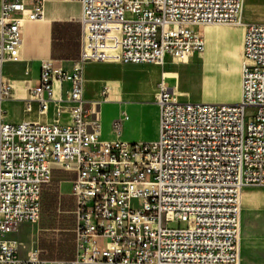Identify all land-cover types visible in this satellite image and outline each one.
<instances>
[{
  "label": "built area",
  "instance_id": "2783aa9c",
  "mask_svg": "<svg viewBox=\"0 0 264 264\" xmlns=\"http://www.w3.org/2000/svg\"><path fill=\"white\" fill-rule=\"evenodd\" d=\"M80 51L70 70L44 61L24 111L5 66L21 61L23 26L43 20L45 0H2L0 13V264H49L19 256L9 237L40 219L53 168L75 173L76 253L51 264H241V192L264 187V22L240 23L243 0H76ZM244 28L237 103L181 102L165 75L157 84L155 141L100 139L97 107L84 99L88 63L186 64L205 52L199 28ZM52 109L51 121H46ZM42 119V120H41ZM122 114L113 121L120 133ZM185 223L169 229V223Z\"/></svg>",
  "mask_w": 264,
  "mask_h": 264
},
{
  "label": "crops",
  "instance_id": "0c3cea01",
  "mask_svg": "<svg viewBox=\"0 0 264 264\" xmlns=\"http://www.w3.org/2000/svg\"><path fill=\"white\" fill-rule=\"evenodd\" d=\"M1 6L2 0H0V13ZM80 16L81 6L76 0H45L43 20L26 22L24 24L21 61L7 64L4 71L5 77L16 90V98L4 104L5 119L7 122L18 124L26 120L34 121L39 119L37 104H32V111L27 114L24 111V102L28 98L30 89L38 83L42 62L55 61L60 62L67 70L72 68L73 62L77 60L80 51ZM216 29L222 28H199L205 40V52L201 56L193 57L186 63L196 64V71L201 75V88L195 100L208 103L238 102L240 99V80L238 83L234 81L232 85L218 88L212 77V75H215L217 66L219 65V58H224L223 54H218L215 47L216 42L220 41L219 39L209 46L206 42V37H212L211 30ZM221 45L224 46V43ZM242 45L243 37L242 43L238 41L235 46L236 51L240 55L241 50L243 55ZM88 64L111 65L114 67L118 65L114 63ZM173 65L181 64L171 62L170 59H167L165 65L162 66L161 73L158 71L156 74L157 77L155 76L158 78L157 84L162 74L165 75L166 72L176 73L177 76H165L166 82L169 87L174 88L179 94V100H182L181 102H184L187 98L188 100L186 102H189L193 99L191 98L190 92L182 86L178 73L167 69L168 66ZM222 68V65H220V69ZM84 80L86 83L85 76ZM157 84L155 86V92H152L150 102L133 99L117 102L112 99L110 94L111 89L107 85L99 91L101 98H90L87 97L84 84V99L86 100L99 99L97 101H101L104 89L107 94V100L100 102V105L97 107L100 121V139L104 141L119 139L128 143L155 141L158 135L159 120L158 108L154 103ZM152 91H154V86ZM122 114L127 116V120L122 122L120 133L116 135L111 129V124L114 120L119 119ZM51 117L52 109H50L46 121H51ZM74 178L75 173L73 172H66L56 166L53 168L50 183L43 185L41 188V212L38 223L22 224L18 231L9 237L10 240L17 243L19 256L22 259H28L31 254H36L41 261L49 264L74 259L76 253L75 204L71 193ZM62 184H70V191L67 193L61 192L60 188ZM244 191L245 194L247 193L245 199L249 198L250 192L246 189ZM46 198L49 200L48 203L45 202ZM240 231L242 264L245 259V253L242 251V230Z\"/></svg>",
  "mask_w": 264,
  "mask_h": 264
},
{
  "label": "rangeland",
  "instance_id": "374dc122",
  "mask_svg": "<svg viewBox=\"0 0 264 264\" xmlns=\"http://www.w3.org/2000/svg\"><path fill=\"white\" fill-rule=\"evenodd\" d=\"M242 20L245 24L264 22V0H247ZM205 27L222 28L211 30L212 37H206L208 46L219 39L220 41L216 42L215 47L218 54L224 55L223 59L219 58L215 75H212L216 87H227L232 85L234 81L238 83L240 80L242 50L241 55L238 54L235 46L238 41L242 43V26L209 25ZM222 43H224V46L221 45ZM220 65H222V69H220ZM115 66L88 64L84 67L87 97L101 98L99 91L107 85L111 89L112 99L117 102L131 99L150 102L152 92H155V86L158 82L156 74L158 71L161 73L163 67L125 66L121 64ZM196 68V64L167 67V69L178 73L182 86L190 92L193 99H189L192 101H189L190 103H208L195 100L201 88V75L196 71ZM153 86L154 91H152ZM187 100L183 101L186 102ZM112 124L111 129L113 131ZM60 189L61 192L67 193L70 191V184H62ZM245 189L250 192V197L246 199L242 197L241 201L242 251L245 253L242 264H264V187L252 186ZM45 202H49L48 198L45 199ZM167 227L169 229H183L186 224L182 222L169 223Z\"/></svg>",
  "mask_w": 264,
  "mask_h": 264
},
{
  "label": "bare ground",
  "instance_id": "6f19581e",
  "mask_svg": "<svg viewBox=\"0 0 264 264\" xmlns=\"http://www.w3.org/2000/svg\"><path fill=\"white\" fill-rule=\"evenodd\" d=\"M246 2H247V0H243V6H242V13H241V15H240V23L241 24H245L244 22H243V20H242V15H243V12H244V10H245V4H246ZM214 26V25H213ZM240 26H242V25H240ZM169 75H173V76H177L176 75V73H169V74H167V73H165V76L166 77H168ZM245 189H243L242 190V192H241V201H242V197L243 198H245L246 197V194H245V191H244ZM240 230H242V219H241V228H240ZM241 232V231H240ZM241 237V236H240Z\"/></svg>",
  "mask_w": 264,
  "mask_h": 264
}]
</instances>
